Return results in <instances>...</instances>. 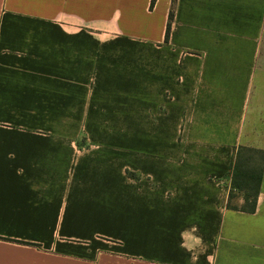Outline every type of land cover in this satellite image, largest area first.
Instances as JSON below:
<instances>
[{"label":"crops","instance_id":"obj_1","mask_svg":"<svg viewBox=\"0 0 264 264\" xmlns=\"http://www.w3.org/2000/svg\"><path fill=\"white\" fill-rule=\"evenodd\" d=\"M263 31L264 0H0V264H264V171L227 208Z\"/></svg>","mask_w":264,"mask_h":264},{"label":"trees","instance_id":"obj_2","mask_svg":"<svg viewBox=\"0 0 264 264\" xmlns=\"http://www.w3.org/2000/svg\"><path fill=\"white\" fill-rule=\"evenodd\" d=\"M172 19L173 11L171 10L166 31V41H168ZM263 171L264 150L245 146H240L235 150L229 172L228 209L250 214L256 211ZM128 175L131 178H137L136 174L128 172ZM238 197L243 198L241 206L232 203Z\"/></svg>","mask_w":264,"mask_h":264},{"label":"rangeland","instance_id":"obj_3","mask_svg":"<svg viewBox=\"0 0 264 264\" xmlns=\"http://www.w3.org/2000/svg\"><path fill=\"white\" fill-rule=\"evenodd\" d=\"M246 134L252 144L264 147V31L257 58L253 97L247 118ZM234 205L237 200H233Z\"/></svg>","mask_w":264,"mask_h":264}]
</instances>
